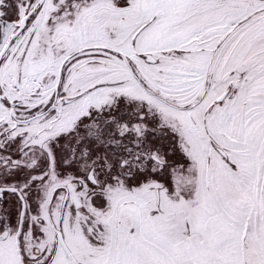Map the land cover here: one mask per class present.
<instances>
[{"label": "snow or ice", "instance_id": "obj_1", "mask_svg": "<svg viewBox=\"0 0 264 264\" xmlns=\"http://www.w3.org/2000/svg\"><path fill=\"white\" fill-rule=\"evenodd\" d=\"M0 264H264V0H0Z\"/></svg>", "mask_w": 264, "mask_h": 264}]
</instances>
